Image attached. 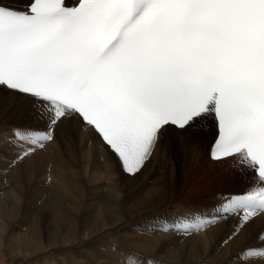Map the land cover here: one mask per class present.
I'll return each instance as SVG.
<instances>
[{"label":"snow or ice","instance_id":"obj_1","mask_svg":"<svg viewBox=\"0 0 264 264\" xmlns=\"http://www.w3.org/2000/svg\"><path fill=\"white\" fill-rule=\"evenodd\" d=\"M0 89L23 97L44 125L10 132L13 162L44 149L68 121L135 179L169 131L194 134L211 121V159L231 161L251 180L158 231L191 236L234 215L227 244L264 216V0L0 4ZM124 256L125 264L145 261L131 249ZM236 258L264 264V246Z\"/></svg>","mask_w":264,"mask_h":264},{"label":"bare ground","instance_id":"obj_2","mask_svg":"<svg viewBox=\"0 0 264 264\" xmlns=\"http://www.w3.org/2000/svg\"><path fill=\"white\" fill-rule=\"evenodd\" d=\"M0 4L24 9L28 0ZM16 125L44 127L23 97L0 89V264H125V249L144 264H241L237 253L264 246V216L227 244L234 215L191 236L158 231L181 214L209 211L251 180L248 173L238 180L231 161L209 158L211 121L194 134L169 131L135 179L68 121L44 149L13 162L8 138Z\"/></svg>","mask_w":264,"mask_h":264},{"label":"rangeland","instance_id":"obj_3","mask_svg":"<svg viewBox=\"0 0 264 264\" xmlns=\"http://www.w3.org/2000/svg\"><path fill=\"white\" fill-rule=\"evenodd\" d=\"M11 126H15V125H11ZM16 126H17V128L14 127L15 130H16V129H24V127H23L22 125H16ZM8 141H9V142L11 141V137L8 138ZM8 144H9V143H8ZM8 146L12 147V143L9 144ZM14 148H15V147H14ZM248 175H250V173H248ZM46 178H48V179H52V177H50V176H49V177L46 176ZM237 178H238V180H239V179L241 180L242 177H241V173H240V172H239Z\"/></svg>","mask_w":264,"mask_h":264}]
</instances>
